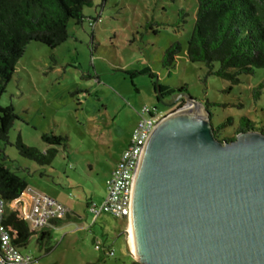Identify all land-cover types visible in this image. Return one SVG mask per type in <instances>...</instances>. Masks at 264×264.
Masks as SVG:
<instances>
[{
	"label": "rangeland",
	"instance_id": "obj_1",
	"mask_svg": "<svg viewBox=\"0 0 264 264\" xmlns=\"http://www.w3.org/2000/svg\"><path fill=\"white\" fill-rule=\"evenodd\" d=\"M196 11L197 0H90L83 23L70 20L69 37L58 47L38 41L27 45L0 97V105H11L18 117L10 143L0 139L3 162L28 187L77 213L72 224L51 229L48 243L31 236L22 251L37 264H133L123 233L126 220L96 215L90 207L103 202L109 171L128 145L141 109H156L158 117L175 109L171 96L159 99L157 87H185L194 99L210 102L215 127L230 117L223 137H235L243 118L264 129V88L257 96L264 68L242 74L231 85L208 75L204 63L188 60ZM175 42L182 49L169 74L162 56ZM44 132L68 137L67 148L59 147L50 165L24 157L15 146L20 137L44 151ZM97 240L101 250L95 247ZM107 248L115 254L106 255Z\"/></svg>",
	"mask_w": 264,
	"mask_h": 264
},
{
	"label": "water",
	"instance_id": "obj_2",
	"mask_svg": "<svg viewBox=\"0 0 264 264\" xmlns=\"http://www.w3.org/2000/svg\"><path fill=\"white\" fill-rule=\"evenodd\" d=\"M180 98L137 154L128 251L138 264H264V132L220 140L206 105Z\"/></svg>",
	"mask_w": 264,
	"mask_h": 264
},
{
	"label": "trees",
	"instance_id": "obj_3",
	"mask_svg": "<svg viewBox=\"0 0 264 264\" xmlns=\"http://www.w3.org/2000/svg\"><path fill=\"white\" fill-rule=\"evenodd\" d=\"M90 0H0V97L11 80L19 59L31 41L41 42L55 49L69 37L68 23L84 21L83 8ZM93 25V22H91ZM182 49L175 42L163 51L162 66L168 73L174 67ZM186 56L191 62H202L207 74H214L236 84L242 74H254L264 68V0H197V11L191 35L187 41ZM216 64L218 65L215 68ZM160 100L165 96L186 92L185 87L163 89ZM264 88V80L257 86V96ZM159 96V95H158ZM168 103V102H166ZM164 103V104H166ZM211 106L210 102L205 103ZM18 119L11 105H0V139L9 142V133ZM236 134L240 131L260 130L250 120L243 118ZM232 119L214 126L215 135L220 140ZM234 134V135H236ZM233 135V136H234ZM41 140L47 144L44 151L28 146L18 137L15 143L19 153L40 165H50L59 152V147L67 148L68 137L44 132ZM4 150L0 149V197L10 202L21 196L28 187L24 177L8 168L3 160ZM12 241L26 247L33 233L23 219L20 206H16L6 217ZM59 223V219L52 221ZM48 232L39 235L38 242L48 243ZM51 248H48L49 251ZM133 264H138L134 261Z\"/></svg>",
	"mask_w": 264,
	"mask_h": 264
},
{
	"label": "built area",
	"instance_id": "obj_4",
	"mask_svg": "<svg viewBox=\"0 0 264 264\" xmlns=\"http://www.w3.org/2000/svg\"><path fill=\"white\" fill-rule=\"evenodd\" d=\"M157 114L156 109L148 106L141 109L131 139L106 179L103 202L100 206L90 207L96 215L109 213L116 218H124L127 223L128 195L134 163L144 140L162 118ZM6 205L10 207L9 211L6 210ZM16 206L21 207L23 219L33 235H38L53 220L65 217L68 209L62 202L33 187H27L20 197L10 202L0 197V264H36L30 253L22 251L24 247L12 241L10 229L5 223L7 215ZM95 247L101 250L100 240L96 241ZM105 254L114 255V250L106 249Z\"/></svg>",
	"mask_w": 264,
	"mask_h": 264
},
{
	"label": "crops",
	"instance_id": "obj_5",
	"mask_svg": "<svg viewBox=\"0 0 264 264\" xmlns=\"http://www.w3.org/2000/svg\"><path fill=\"white\" fill-rule=\"evenodd\" d=\"M113 169V168H112ZM112 169H110V171H109V175H110V173H111V171H112ZM68 209V208H67ZM70 210L68 209V212H67V214H66V216L65 217H63V218H61V219H59V223H57V224H53L52 222L46 227V228H44L39 234H38V238H39V235H41L42 233H44V232H48L49 234H50V236H51V234H52V232H51V229H53V228H55V227H61V226H65V225H67V224H69V223H71L72 224V222H73V218L74 217H76V215H77V213L75 212V211H70ZM71 213V214H70ZM69 215H71V220H64L66 217H68ZM99 215H101V214H99ZM69 218V219H70ZM63 221H64V223H63ZM125 229V228H124ZM37 238V239H38ZM107 249H110V250H114V249H111V248H107ZM114 254H115V251H114ZM107 255V254H106ZM133 257V256H132ZM35 260H36V264L38 263V261H37V259L35 258Z\"/></svg>",
	"mask_w": 264,
	"mask_h": 264
},
{
	"label": "flooded vegetation",
	"instance_id": "obj_6",
	"mask_svg": "<svg viewBox=\"0 0 264 264\" xmlns=\"http://www.w3.org/2000/svg\"><path fill=\"white\" fill-rule=\"evenodd\" d=\"M172 99H175L178 95L172 94L170 95ZM185 104V100L183 98H180L176 103L173 104V106L176 108L181 107Z\"/></svg>",
	"mask_w": 264,
	"mask_h": 264
}]
</instances>
